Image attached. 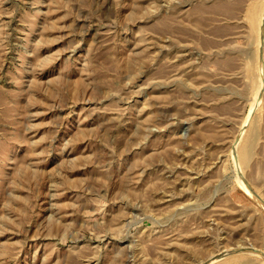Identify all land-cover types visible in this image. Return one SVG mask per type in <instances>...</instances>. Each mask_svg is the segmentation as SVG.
Returning <instances> with one entry per match:
<instances>
[{
    "label": "rangeland",
    "instance_id": "374dc122",
    "mask_svg": "<svg viewBox=\"0 0 264 264\" xmlns=\"http://www.w3.org/2000/svg\"><path fill=\"white\" fill-rule=\"evenodd\" d=\"M263 10L0 0V264H264Z\"/></svg>",
    "mask_w": 264,
    "mask_h": 264
},
{
    "label": "water",
    "instance_id": "95a60500",
    "mask_svg": "<svg viewBox=\"0 0 264 264\" xmlns=\"http://www.w3.org/2000/svg\"><path fill=\"white\" fill-rule=\"evenodd\" d=\"M263 34H264V26H263L262 35ZM238 139H239V137L237 138V140ZM245 185L250 190V192L252 193L253 197L262 202V199L260 198L258 193L250 186V184L248 183L247 180H245ZM240 251H250V252H253V253H256V254H260L262 257H264V251H262V250H260L258 248H255V247H241V248H236V249L224 251V252H222L220 254H217L214 257H212L211 259H209L208 262H210L212 260H215L217 258H221V257L226 256L228 254H231V253H234V252L236 253V252H240ZM206 263H204V264H206Z\"/></svg>",
    "mask_w": 264,
    "mask_h": 264
},
{
    "label": "bare ground",
    "instance_id": "6f19581e",
    "mask_svg": "<svg viewBox=\"0 0 264 264\" xmlns=\"http://www.w3.org/2000/svg\"><path fill=\"white\" fill-rule=\"evenodd\" d=\"M263 11H264V10H263ZM262 13H263V12H262ZM262 13H261V15H262ZM263 14H264V13H263ZM261 22H262V20H261ZM263 25H264V17H263ZM260 32H262V31H260ZM260 38H261V37H260ZM259 44H260V42H259ZM261 46H262V48H261V47H260V48L263 50V48H264V34H263V37H262V45H261ZM261 49H260V50H261ZM259 57H260V56H259ZM262 63H263V62H262ZM261 87H262V86H261ZM258 91H259V90H258ZM260 97H261V95L259 96V98H260ZM259 98H258V100H259ZM245 146H246V145H245ZM238 147H239V146H238ZM237 150H238V149H237ZM248 153H249V152H248V149H247V147H246V148L244 149V151L242 152V156L239 155V157H240V158H245L246 156H248ZM250 153H251V152H250ZM240 158H239V159H240ZM241 175H242V177H241L242 179L245 178V177H244V174H241ZM243 180H244V179H243ZM242 185H243V184H242ZM243 186H244V185H243ZM244 189H245V187H244ZM249 192H250V190H249ZM250 193H251V192H250ZM248 247H249V246H248ZM224 251H226V248H225L224 250L220 251V252L222 253V252H224ZM246 253H248V254H250V255L252 254V252H246ZM218 254H220V253H218ZM248 254H247V255H248ZM216 255H217V253H216ZM247 255H246V257H247ZM252 255H255V254H252ZM213 256H215V255H213ZM257 256H261V255H260V254H259V255L257 254ZM241 257H242V256H241ZM243 257H245V256H243ZM250 257H251V256H250ZM261 257H262V256H261ZM239 258H240V257H239ZM251 258H253V257H251ZM262 258L264 259V257H262ZM217 259H218V258H217ZM217 259H215V260H217ZM239 260L241 261V259H239ZM242 261H243V260H242ZM245 262H246V261H245ZM236 263H237V262H236ZM238 263H239V262H238Z\"/></svg>",
    "mask_w": 264,
    "mask_h": 264
}]
</instances>
